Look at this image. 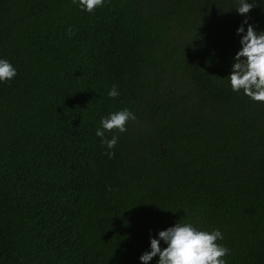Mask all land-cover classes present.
Instances as JSON below:
<instances>
[{"label":"trees","instance_id":"16d2710c","mask_svg":"<svg viewBox=\"0 0 264 264\" xmlns=\"http://www.w3.org/2000/svg\"><path fill=\"white\" fill-rule=\"evenodd\" d=\"M250 2L0 0V264H141L181 220L264 264V103L226 79L237 28L264 30ZM123 108L109 158L95 130Z\"/></svg>","mask_w":264,"mask_h":264},{"label":"clouds","instance_id":"9594fccd","mask_svg":"<svg viewBox=\"0 0 264 264\" xmlns=\"http://www.w3.org/2000/svg\"><path fill=\"white\" fill-rule=\"evenodd\" d=\"M83 12L93 13L97 8L103 7L105 0H73ZM264 3V0H261ZM254 2L239 0L236 12L246 17L253 9ZM67 33L71 35L70 27ZM240 37V49L233 57L231 70L226 79L233 92H243L254 102L264 103V30L257 31L245 19L236 30ZM18 72L16 67L7 59L0 58V84L13 80ZM109 98L115 99L120 95L116 85L107 93ZM136 114L128 108L110 112L100 120V126L95 135L106 147L105 154L111 158L112 151L118 143L119 137L115 133L111 138L106 132L117 130L119 133L127 131L129 121L136 120ZM224 236L219 228L211 231L194 226L191 222L181 220L173 226L159 231L155 237L150 236L149 250L145 251L139 260L141 264H149L158 257L157 264H228L227 257L231 249L223 243ZM162 243L165 245L162 248Z\"/></svg>","mask_w":264,"mask_h":264}]
</instances>
